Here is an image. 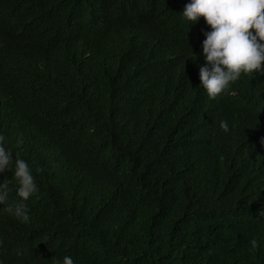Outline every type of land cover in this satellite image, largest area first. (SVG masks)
Returning <instances> with one entry per match:
<instances>
[{
    "label": "trees",
    "instance_id": "obj_1",
    "mask_svg": "<svg viewBox=\"0 0 264 264\" xmlns=\"http://www.w3.org/2000/svg\"><path fill=\"white\" fill-rule=\"evenodd\" d=\"M189 2L0 0V131L42 168L5 264H264V73L209 97Z\"/></svg>",
    "mask_w": 264,
    "mask_h": 264
},
{
    "label": "clouds",
    "instance_id": "obj_2",
    "mask_svg": "<svg viewBox=\"0 0 264 264\" xmlns=\"http://www.w3.org/2000/svg\"><path fill=\"white\" fill-rule=\"evenodd\" d=\"M180 15L191 24L204 17L210 26L203 40L206 63L199 67L201 86L209 97L216 98L228 91L242 75L264 73V0H190ZM221 127L227 131L228 122L221 121ZM40 171L42 168L34 167L15 151L8 137L0 131V175L11 173V178L5 176L0 181V204H5L15 186L21 199L5 204V211L21 222L31 219L26 202L40 192L35 174ZM0 264H5L3 259ZM57 264L76 262L71 255H64Z\"/></svg>",
    "mask_w": 264,
    "mask_h": 264
}]
</instances>
